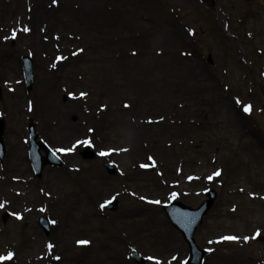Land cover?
<instances>
[{
  "label": "rangeland",
  "instance_id": "rangeland-1",
  "mask_svg": "<svg viewBox=\"0 0 264 264\" xmlns=\"http://www.w3.org/2000/svg\"><path fill=\"white\" fill-rule=\"evenodd\" d=\"M46 14L53 16V22L45 19ZM129 17L137 23L122 25V19ZM131 48L139 57L126 55ZM23 55L34 64L29 91L22 74ZM67 55L69 59L58 67L57 57ZM146 58L152 62L145 64ZM166 63L170 65L161 67ZM51 78L55 79L49 96L41 81ZM0 86V116L6 123V152L0 163V255L14 253L3 264H48L54 256L75 262L83 245L66 244L56 226L66 212L69 193L83 187L90 189L86 199L97 213L91 226L95 235L114 237L121 253L118 258L123 255L128 264H184L187 244L161 206L177 200L198 207L207 188L215 190L216 198L195 232L199 248L211 249L202 264H264V0H57L55 4L0 0ZM119 87L122 91L110 94ZM161 91L172 94V104L159 105ZM133 99H140L136 108L122 107ZM224 100L236 108L242 133L253 131L258 142L247 148L244 166L226 149L219 153L210 142L202 145L207 134L200 129L188 134L205 136L193 156L209 171L208 177L221 172L212 179L194 176L187 152L167 147L163 156L135 140L150 130L134 129L133 117L162 116L179 102H186L194 113L209 115V109ZM246 105L251 106L249 112ZM30 119L38 139L63 160L61 167L45 166L40 177L29 163ZM63 123L57 137L51 130ZM86 139L91 144H76ZM70 143L74 150L63 154L60 149L72 148ZM85 145L94 148L93 159L81 157ZM135 147H141V153L133 151ZM102 151L108 154L102 156ZM13 155L21 157V170L10 167ZM105 162L112 163L117 174L104 170ZM12 173L30 175V193L19 197L9 193L8 187L17 186L8 181ZM183 173L193 178L187 180ZM239 174L258 186L254 199L233 191L231 184ZM179 181L186 186L184 193H176ZM110 199H117L116 210L100 207ZM221 210L227 214L221 215ZM5 212L8 217L3 220ZM39 215L51 222L48 235L37 224ZM96 226L105 231H97ZM229 236L239 239H222ZM27 242V255L22 257L20 249ZM50 242L55 244L51 249ZM98 251L90 249L89 254ZM132 251L145 262L136 263Z\"/></svg>",
  "mask_w": 264,
  "mask_h": 264
},
{
  "label": "bare ground",
  "instance_id": "bare-ground-1",
  "mask_svg": "<svg viewBox=\"0 0 264 264\" xmlns=\"http://www.w3.org/2000/svg\"><path fill=\"white\" fill-rule=\"evenodd\" d=\"M45 19H47L50 22L53 16H44ZM130 20H124L122 19V25L131 24V23H137L135 19H132L129 17ZM87 24H85L84 27H86ZM89 28L86 27V32L89 33ZM124 45V44H123ZM126 55L128 53H131L132 55H136L139 57V54L136 50H133V48L128 49L126 52ZM70 55H67L65 59L57 57L58 67L59 64L65 62V60L69 59ZM119 56V55H118ZM131 57L130 55H127ZM120 57V56H119ZM135 57V56H134ZM145 64H148L152 62L150 59H145ZM170 64L161 65V67H167ZM129 67H132L129 65ZM160 69V64L158 66ZM180 72H183L182 69H179ZM60 73V72H59ZM184 73V72H183ZM61 75V73L59 74ZM57 76V75H56ZM55 78H51L50 80L43 79L44 81H41L43 86L45 88L48 87L49 89V96H52V90H53V80ZM177 85H180L181 82H175ZM153 87L157 89L161 88V84L158 83L157 85L153 83ZM164 87V84L163 86ZM123 87L117 88V90H111L110 94H114L115 92L122 91ZM184 88L179 89L182 91ZM166 91H168L166 89ZM145 92H148L145 89ZM169 92V91H168ZM161 97V104L164 102V106H169L172 104L171 97L172 94H166L165 92L161 91L160 93ZM63 96V95H62ZM65 97V95H64ZM209 100V97H207ZM140 99H133L131 102V105L129 103L127 105L133 107H137ZM153 99L152 101H154ZM47 104V103H46ZM53 109H55V114H59V110L57 106L54 103H50ZM122 107L125 108L126 103H122ZM33 106V105H32ZM156 106V105H153ZM127 108V107H126ZM138 108L137 110H139ZM191 108L188 106V104L185 102H179L174 105V107L168 111L162 114V116H145L141 119H136L133 117L132 119V127L134 129H140V130H150V131H144V135L136 136L135 140H141V144L143 146L144 142V149L147 150L149 148L156 149L157 152L162 153L163 156L165 154H168V151L166 148H175L187 152L190 156L189 159H191V162L194 163V176L196 178L206 180L208 178L209 171L203 169L202 162L198 160L194 154L198 153L199 149L196 151L194 148L199 146L200 143V137H205L204 135H199L198 133H194L192 136L188 135L191 134V130H199L205 132L207 134V137L204 141H202V145L205 144V141L210 142L213 144V147L215 149H219V153L222 151V149H226V151L230 154V156H235V158L240 161V164L244 166V164L248 163L247 159V152L249 149L252 148V146L257 145V139L255 138V134L253 131L246 132L243 134L240 130V122L238 117L236 115V108L234 106H230L228 102L225 100L222 101L219 105L212 106L211 109H209V115L205 113V111H199V113H194V111L190 110ZM33 110V108H32ZM44 112L48 114L46 109H44ZM53 113V112H52ZM235 113V114H234ZM54 114V113H53ZM200 116V118H199ZM123 123V118L120 119ZM129 121V120H128ZM53 122L52 124H54ZM110 125V122L107 123V121L104 122V124ZM103 124V122L101 123ZM144 126V127H143ZM123 128H126L125 125L122 126ZM64 129V123L61 124L58 128L52 129V133L55 134L57 137L62 135ZM232 130V131H231ZM139 131V130H138ZM140 132V131H139ZM148 134V136H145ZM148 137L153 141V144L150 143L151 141L148 139ZM166 137H170L166 139ZM134 139V138H133ZM204 139V138H203ZM72 144L70 143L71 147ZM146 145H149L151 147H147ZM255 147V146H254ZM68 147L62 146V149H66ZM132 149H130L131 151ZM137 151L141 153L142 148L141 147H135L133 151ZM70 152H63V154H68ZM222 153V152H221ZM228 154V155H229ZM193 156V157H192ZM208 156L211 158L214 156L212 152L208 153ZM17 158V159H16ZM13 161L10 164V167L13 169L17 165V169L21 170L23 163L22 159L20 157H17L16 155H13L11 160ZM257 166V164H256ZM181 168V167H179ZM21 172V171H20ZM185 178L187 180H190L193 178V175H188L183 173ZM233 176H228V179L235 176V173L232 174ZM28 176V175H27ZM18 176L17 174H9L7 176L8 181H10L13 184H17L15 188L8 187V191L12 195L16 196H22L27 193H30L32 190L30 186V175L27 177ZM248 177L242 176V174L236 175V178L232 182V189L234 192L238 193L242 197H248L250 199H254L257 196V189L258 186L254 183H248ZM48 187V185H47ZM87 191H90V189L87 187H83V189L73 190L71 193H69V198L66 199V212L64 213V216L62 217V222L58 223L56 228H61L58 235L60 237H63V241L66 244L71 243H77V241L80 240H88L90 241L89 244L83 245L81 254H76V260L75 262H67L65 260H62L61 257L59 260L56 259L57 256H54L50 259L48 264H91L96 262H102L107 264L109 261H111L108 264H128L124 256L122 255V258H118L117 252H119V245L114 237H111L109 235H105L103 237H97L93 231L94 227L92 226L93 221H97L96 216V210L93 212L90 210L88 205V198L86 199ZM186 191V186L182 184V181L178 182V187L176 189V193H184ZM46 192V191H44ZM80 214V218H79ZM221 215H226L227 211L221 210ZM97 231L103 232L105 231L100 226L95 227ZM59 231V230H58ZM70 238V239H69ZM53 246L55 245L54 242H50ZM28 242L23 244L20 249V254L22 257H25L27 255V247ZM90 249L92 250H99L96 254L90 255ZM115 257V258H114ZM74 260V259H73ZM72 260V261H73ZM216 264V263H214ZM220 264V263H219ZM226 264V263H225Z\"/></svg>",
  "mask_w": 264,
  "mask_h": 264
},
{
  "label": "water",
  "instance_id": "water-1",
  "mask_svg": "<svg viewBox=\"0 0 264 264\" xmlns=\"http://www.w3.org/2000/svg\"><path fill=\"white\" fill-rule=\"evenodd\" d=\"M24 64V74L26 77L27 87H31L32 83V61L29 57H24L23 59ZM28 130L31 134V152H37L41 148V144L38 142V144L34 143V140L36 138V134L33 129V125L30 124L28 126ZM4 131V122L3 119H0V160L3 158L4 154V147H3V140H2V134ZM30 152V153H31ZM32 154V153H31ZM83 156L85 158H91L93 157V154L90 150H87ZM33 158V157H32ZM46 163L50 164H56L60 165L61 162L58 158L54 157L53 155L49 154L45 157H41L38 160L33 159V164L35 171L38 175H40L41 169ZM106 168L110 173H115V170H113V167L106 164ZM207 199L196 209H192L191 207L185 206L181 202H173L169 206H164L168 219L172 223V225L177 228L181 234L183 239L188 243L189 246V257L186 262V264H201L203 256L206 254L205 250L199 249L197 245L195 244V240L193 239V234L196 230V228L201 223L203 217L210 209L211 205L213 204L214 198H215V192L213 190H207L206 191ZM117 202L113 201L109 204L110 209H116ZM6 215H4V219ZM39 223L41 227H43V230L46 234L49 232V222L47 218L40 217ZM136 258L137 262L142 263L143 260L138 256V254H133Z\"/></svg>",
  "mask_w": 264,
  "mask_h": 264
},
{
  "label": "snow or ice",
  "instance_id": "snow-or-ice-1",
  "mask_svg": "<svg viewBox=\"0 0 264 264\" xmlns=\"http://www.w3.org/2000/svg\"><path fill=\"white\" fill-rule=\"evenodd\" d=\"M52 3H53V4L57 3V0H52ZM24 31H29V29L25 27V28H24ZM53 66H55V65H53ZM80 95H81V96H85V95H87V94L84 93V92H81ZM128 106H129V105H127V104L125 105V107H128ZM244 110H245V112H249V111L251 110V106H250V105H246L245 108H244ZM90 131H91V130H90ZM81 143H84V144H91V140H90V139H86V140H84V141H79V140L76 141V144H81ZM74 148H75V145H73L72 148L60 149V151H62V152H71V151L74 150ZM109 151H113V150H109ZM107 154H108V153L103 152V151L100 153V155H102V156H103V155H107ZM150 159H151V158H150ZM142 166H145V165H142ZM220 174H221L220 171H216V172H214V173L212 174V176H219ZM212 176L208 177V179H212ZM173 195H175V194H173ZM109 202H110V201H105V203H104V204H101L100 207H101V208H104L105 205H106L107 203H109ZM155 203H159V201H155ZM0 207H3V205L0 204ZM13 215L17 216V218H20V215H19L18 213H13ZM53 223H55V222H53ZM257 235H259V230H257ZM222 239L237 240V239H239V237L229 236V237H223ZM244 239L247 240V239H249V237H244ZM77 243H78V244H81V245H87V244L90 243V241H88V240H80V241H77ZM52 247H53V245H52L51 243H49L48 248L51 249ZM209 251H211V249H210ZM13 257H14V253H13L12 251H8L6 255H0V262H2V261H10V260L13 259ZM56 259L59 260L60 257L57 256ZM149 259H153V257H149ZM173 259H175V257H174Z\"/></svg>",
  "mask_w": 264,
  "mask_h": 264
}]
</instances>
